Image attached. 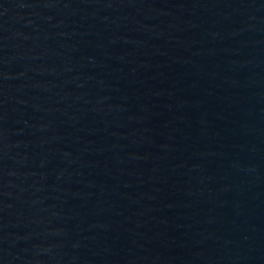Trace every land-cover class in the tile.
I'll list each match as a JSON object with an SVG mask.
<instances>
[{"label": "water", "instance_id": "1", "mask_svg": "<svg viewBox=\"0 0 264 264\" xmlns=\"http://www.w3.org/2000/svg\"><path fill=\"white\" fill-rule=\"evenodd\" d=\"M0 264H264V0H0Z\"/></svg>", "mask_w": 264, "mask_h": 264}]
</instances>
